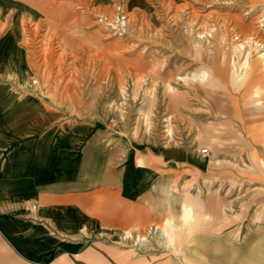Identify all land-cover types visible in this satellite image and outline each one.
<instances>
[{
  "label": "rangeland",
  "instance_id": "obj_1",
  "mask_svg": "<svg viewBox=\"0 0 264 264\" xmlns=\"http://www.w3.org/2000/svg\"><path fill=\"white\" fill-rule=\"evenodd\" d=\"M56 1L0 26V116L29 98L117 131L141 164L181 145L188 159L155 158L170 208L156 227L171 233L154 234L157 250L264 264V0Z\"/></svg>",
  "mask_w": 264,
  "mask_h": 264
},
{
  "label": "crops",
  "instance_id": "obj_2",
  "mask_svg": "<svg viewBox=\"0 0 264 264\" xmlns=\"http://www.w3.org/2000/svg\"><path fill=\"white\" fill-rule=\"evenodd\" d=\"M55 1L0 0V26L12 13H52ZM11 43L4 36L0 48ZM6 93L0 85L4 110ZM16 104L0 116V264L180 263L153 240L171 241L156 227L170 208L158 206L155 158L188 159L186 149L149 148L141 164L115 130L61 118L29 98Z\"/></svg>",
  "mask_w": 264,
  "mask_h": 264
},
{
  "label": "built area",
  "instance_id": "obj_3",
  "mask_svg": "<svg viewBox=\"0 0 264 264\" xmlns=\"http://www.w3.org/2000/svg\"><path fill=\"white\" fill-rule=\"evenodd\" d=\"M206 151H207V149H204V150H203V152H206Z\"/></svg>",
  "mask_w": 264,
  "mask_h": 264
}]
</instances>
